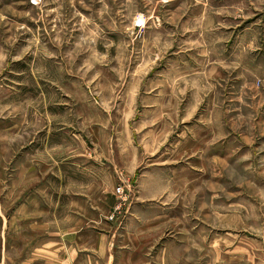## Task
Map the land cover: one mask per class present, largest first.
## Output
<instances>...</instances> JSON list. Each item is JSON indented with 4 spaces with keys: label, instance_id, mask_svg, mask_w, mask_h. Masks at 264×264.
Listing matches in <instances>:
<instances>
[{
    "label": "rangeland",
    "instance_id": "obj_1",
    "mask_svg": "<svg viewBox=\"0 0 264 264\" xmlns=\"http://www.w3.org/2000/svg\"><path fill=\"white\" fill-rule=\"evenodd\" d=\"M47 244L264 264V0H0V264Z\"/></svg>",
    "mask_w": 264,
    "mask_h": 264
},
{
    "label": "crops",
    "instance_id": "obj_2",
    "mask_svg": "<svg viewBox=\"0 0 264 264\" xmlns=\"http://www.w3.org/2000/svg\"><path fill=\"white\" fill-rule=\"evenodd\" d=\"M53 249L56 252H53ZM48 250L52 255L47 256L49 259L47 264H104L102 259L107 261L103 256L106 253L105 244H47V253ZM86 253L89 257H94L93 253H97V256L86 258L83 256Z\"/></svg>",
    "mask_w": 264,
    "mask_h": 264
}]
</instances>
